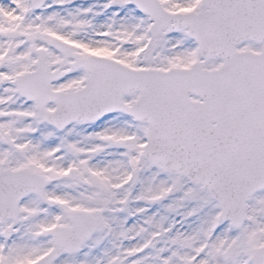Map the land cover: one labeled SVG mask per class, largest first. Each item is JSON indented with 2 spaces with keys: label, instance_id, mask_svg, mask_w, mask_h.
<instances>
[{
  "label": "snow or ice",
  "instance_id": "obj_1",
  "mask_svg": "<svg viewBox=\"0 0 264 264\" xmlns=\"http://www.w3.org/2000/svg\"><path fill=\"white\" fill-rule=\"evenodd\" d=\"M0 264H264V0H0Z\"/></svg>",
  "mask_w": 264,
  "mask_h": 264
}]
</instances>
